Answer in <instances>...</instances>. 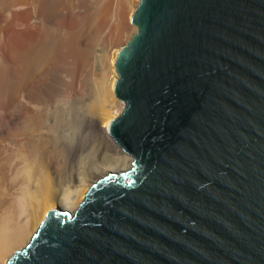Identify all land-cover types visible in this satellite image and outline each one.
Returning a JSON list of instances; mask_svg holds the SVG:
<instances>
[{
  "label": "water",
  "instance_id": "1",
  "mask_svg": "<svg viewBox=\"0 0 264 264\" xmlns=\"http://www.w3.org/2000/svg\"><path fill=\"white\" fill-rule=\"evenodd\" d=\"M108 122L125 170L6 264H264V0H138Z\"/></svg>",
  "mask_w": 264,
  "mask_h": 264
},
{
  "label": "bare ground",
  "instance_id": "2",
  "mask_svg": "<svg viewBox=\"0 0 264 264\" xmlns=\"http://www.w3.org/2000/svg\"><path fill=\"white\" fill-rule=\"evenodd\" d=\"M77 1H78V3L77 2L76 3H77L79 8L77 7V5H76V7L79 9V12H80V8H81V12H80L81 14L79 13L80 16H77L79 14H77L78 11L75 12L76 11L75 8H74L75 10H73L75 12V16H73L74 12L72 10L71 11L73 13L71 14L70 13L71 11L69 12L65 8L64 10H66V12L61 13L60 18H58L59 16L57 17L59 19V24L62 27V29L64 28L66 30V32H64L62 30L65 34L63 33V34H61V36L59 38H56V43H55V45L59 49H61V50H59L60 51L59 52V58H60L59 61H61V65H64L62 67V69H64V67H66V69H68V70L65 69L66 75H65V72H64V75L63 76L61 75L62 76V78H61L60 75L56 74V72L50 73L51 72L50 71L49 74H47V71H46V76L44 74L43 75L44 78L40 77L41 80L45 79L47 81V85H49L48 90L45 89L46 91L45 90H43V91H45V92L50 91V93L47 92L48 96H45L43 98L41 96V99H38V100H40V102H39L40 104L38 105V107L35 105L37 103V101L36 102L32 101V99H36L37 100L36 96H38V95H36L34 98H31L30 97L31 95L29 96V94L27 96L30 97V100L33 102V104L35 102L34 105L38 109L37 110L34 109V110L37 111V113H39V117H41L44 120V122H41V120L40 121H36V122L44 123V125L46 124L47 129L49 128L48 130L50 132H47V133L48 134L50 133V136H51L50 143H52V148H53V150H51V151L55 152V151L58 150V153L62 152L64 154V156H68V155L70 156V155L76 154L77 152H78L77 154H80V153L84 154L85 153V154H89L88 156H90V154L93 156L95 153H97L95 151V149L98 148V147H96L97 145L95 146V148L93 147L94 146L93 142H94V144L96 142H95V140L92 142L93 138H92V135H90L92 133H88L87 134L88 131L89 132L92 131L90 129H93V126H91L90 124H88L87 122L84 121L85 117L83 118V116H85V115L80 114L79 109H78L80 104L77 107L76 102L75 101L73 102V100L69 104H67V103L63 104V102H66V100H68L70 95L72 94V96H73V92H75V90H77L76 89L77 87H75L76 84L74 82L75 78H73V77H74V75L77 76L76 72L74 74V70L76 68H78V66H79V64H78V57H79L78 56V52L80 50L77 52V50L74 48L76 45H78V41H77L76 44L74 42L75 38H77L75 36L76 33L74 34V32L77 30L76 29L77 28L76 25L77 26L78 25L79 26L83 25V24H81V22H82L81 20H84L82 23H86L88 25H89V23L91 21V23H93V25L90 23V26L91 25L92 26L88 27V28L91 29L93 27V29H92V32H90L91 31L90 30V31H88V33L92 34L91 35L92 38H93V36H95V34L105 33L107 38L104 39V40L108 39L107 41L112 42L114 44V41L118 40V38H119V33L122 34L123 31L125 32V28L127 27L126 24H123L122 22L119 23V21L121 20V17L123 18V16H124L123 12H124L125 8H127V7L124 6L125 2L123 3V2H121V0H96V1H90L89 0L90 1V2L88 1L89 3H87V0H77ZM43 2H44L43 0H34V2H32V0H23L22 8H21L20 14H19L20 15V19H21V21H20L21 22L20 23L21 28H20V30L17 29L20 32L19 33L15 32L12 29L13 27H11L12 24L9 26V23L6 26V28H4V31L1 29V31L4 33V37H3V35H2V37L6 39L7 44L10 43V45L12 44L11 46H13V44L19 42L21 44L22 48L27 50L29 48L30 43L35 44V43H37L36 41H39V39L43 35L42 34L43 33L42 29L44 27L41 28L42 27L41 26L42 21L40 23L39 22L40 20L38 19V17H36L37 20H35V21L32 20L33 18H32L31 14H33V13H31V11H32L31 10V8H32L31 6H32V3H33L36 7H38V8H35L38 11L39 8H42V7L44 8V5L40 6ZM93 2L95 3V5H93L92 7L95 6L94 8L96 10L95 11L96 14H94L95 12H93V14H90L92 16L95 15L92 18V16L90 17V15L87 14V12H89V8H87V7H88V5H90V3L92 4ZM133 2H134V5L132 7V11H133L134 7L136 6L138 0H134ZM115 3L118 4L117 7L116 6L113 7ZM129 5H130V3H129ZM45 6H47V4H45ZM43 8L39 9V10L42 11ZM113 8L114 9L116 8L117 10L115 9V11H113ZM35 9L32 12H34ZM87 9H88V11H87ZM90 10H91L90 12H92L91 8H90ZM132 11H130V14H132ZM44 12H45V10H44ZM59 12H61V11H59ZM35 13H37V12H35ZM39 14L41 15V13H39ZM86 15H88L90 17V20H88L89 18L87 16V20L89 22L86 19H84V17H86ZM15 16H17V15H15ZM42 17H44V16H42ZM125 17H127V16H125ZM17 18L18 17L13 18L14 21ZM124 19L125 18H123V21H124ZM51 21H53V20L51 19ZM16 24H15V26H16ZM44 26H45V24H44ZM79 26H78V29L80 28ZM124 26H126V27H124ZM74 28H75V31L72 30ZM132 30H133V32H135V30H136L135 26L132 27ZM105 34H104V36H105ZM98 36L99 35H97V37ZM86 37H89V35L85 36V38ZM92 38L90 37V40ZM95 38H96V36H95ZM84 39H82V40H84ZM88 39L89 38H86L85 39L86 41H84V42L82 41V42L85 43V42H87ZM76 40H78V39H76ZM6 41H5V43H6ZM97 43H99V42H97ZM119 44H121V43H118V46L115 49V55L117 54L118 49L123 45V43L121 45H119ZM11 46H10V49H11ZM5 47L7 48V46H5ZM78 47L80 48V46H78ZM103 47H104V45H103ZM14 48H16L15 45H14ZM115 55H114V57L111 60V66H112L111 68L112 69H113V62H114ZM36 58H37V56H36ZM40 62H41V60H40ZM28 65H27V67H28ZM49 67H51V66H49ZM85 67H86V65H85ZM59 73H61V72H59ZM41 75L42 74H40V76ZM116 78H117L116 73L114 71H112L111 76H109L108 80H107V90H108L109 94H107V95L105 94L106 97H107V98H105L106 99L105 103H103V105L97 111H95L96 115H97V116L95 115V117H97L99 123H101V126H102V128H101L102 130L99 129V131H102L101 132V137L105 138V140L107 141V145L105 144V147L106 148L109 147L108 150L103 147L105 150L103 149L104 151H102L101 154H98L101 158L104 159L103 162L100 161L98 163V165L101 167L100 169H102L103 171L107 170L109 168L119 169V171L120 170H125L129 166V163H130L129 155H127L125 152H123L111 140V138H110V136L108 135V132H107L108 122L118 113V110H119L120 106L123 103L120 99H117L114 96L113 91H112L113 90V84H114ZM41 80H39L38 83L41 82ZM42 82H45V81H42ZM35 83H37V82H35ZM30 84H31V88H32L33 92H34L35 89L37 90L39 87H41L40 85H35V87H32V83H30ZM45 84H46V82H45ZM10 85H11V83H10ZM10 85H9V92H10V95H11L12 89H11ZM45 87H46V85H45ZM23 88L24 89L25 88L30 89V85L28 84L27 86H25ZM38 90H40V89H38ZM32 91L30 90L28 92L29 93L31 92L32 95L37 94L36 92H38V91H35V93H33ZM41 91H42V88H41ZM25 93H24V97H25ZM104 93H106V92H104ZM41 94H44V92H42ZM0 95H1V93H0ZM27 96H26V98H27ZM0 97H2V96H0ZM23 101H25V100H23ZM29 104H30V102H28V103L25 102L23 105L19 104V105H22V107L20 106V108H19L20 113L22 112V113H24L23 115L26 116L24 118H27L29 116L28 115L29 114L28 111H29V107H30ZM33 104H32V106H33ZM30 109H31V107H30ZM46 109H48V110L51 109L50 111H51V116L52 117L50 115L49 116H42L43 114H45L44 112L46 111ZM32 110H33V108H32ZM32 113H34V112H32ZM32 113H30V116H31ZM83 113H84V111H83ZM33 116H34V114H33ZM39 117H38V119H39ZM29 119H30V117H29ZM24 122H25V120L23 121V123ZM26 124L24 123L25 126H26ZM37 125H35V127H36L35 129L32 127L34 130H31L29 125H28L29 130H27L28 128L25 127V126L24 127L26 128V130H22L23 128L22 129L20 128L23 132H21L22 136H19V135H21V133L18 136H19V138L21 137V139H23L22 140V142H23L22 143L23 144L22 152L24 151L23 152L24 156H22L23 153H22V155H20V154H17V155H20V159H24L25 160L22 163V160L19 159L20 160L19 161L20 164L22 163L20 166L18 165L19 163L17 161L16 165L14 163L13 164L11 163L10 165H12V168H10L11 166L8 164V157L11 154L5 153L6 154V156H5V154H3L4 153L3 152L4 149L3 150L0 149V264H6L8 258L27 240V238L29 237V235L33 231L34 227L37 225V223L40 220V218H42L45 215L47 210H49L51 208L58 207V205H57L58 202H61L63 204V206L66 207V208L63 207V209H67V208L73 209L75 207L76 203L79 201V199L82 197V195L87 190L86 189V187H87L86 185H81V184H75L74 185V184H72L73 187L72 188H68L61 195V197H56L55 195L52 194L53 191L49 190V189H52V188H48V187H52L51 183H49L50 181L49 182L47 181V179L50 178L49 175H51L49 173V171H48L49 174L47 173V169L45 171L48 174V176H47L48 178L47 179H46V175L47 174L44 173V171L41 170L43 173H42V176L40 175L39 172H41L40 171L41 168H39V170H38V167H37L36 172L37 171H39V172L33 173V171H35V168H36V166L34 167L33 165H35L38 162V160L36 162V160L34 159V155L36 156L37 154H33V153H35L33 151V149L36 148L35 149L36 153L38 152V154H41V153H39V151H40L39 149H40V147H42V144H44V143H42L43 139H42V137L40 135L41 134V131H40L41 129L38 128ZM96 131H97V129H96ZM99 131H98V133H99ZM84 132H86V133H84ZM12 133H13V131H12ZM45 133H46V130H45ZM10 134H11V131H10ZM94 134H97V133H94ZM88 135H90L92 139H89ZM93 136H95V135H93ZM15 139H16V136H15ZM21 139H20V141H21ZM5 141H7V139ZM90 141L92 143H89ZM2 142H4V141H2ZM57 142H59L60 144L58 145ZM9 143H11V142H9ZM46 143H47V141H46ZM12 146H14V144ZM2 147H3V145H2ZM20 147L21 146L19 144L18 149ZM99 147H100V145H99ZM57 148H59V149H57ZM15 149H17V148H15ZM20 149L17 150V151L21 152ZM81 149H85V150L83 151ZM96 150H98V149H96ZM32 151H33V153H32ZM45 151H47V150H45ZM14 152L15 151H13V155H15ZM43 152H44V150H43ZM8 153H10V152H8ZM15 153H18V152H15ZM49 153H51L50 150H49ZM7 155H8V157H7ZM40 157H42V156L40 155ZM40 157H38V155H37V158H40ZM87 158L89 159V157H87ZM17 159H15V160H17ZM52 159H57V158L55 157V158H52ZM91 159H92V157H91ZM31 160L35 161L36 163L35 162L32 163ZM40 161H42V158H40L39 162ZM50 161L52 162V160H50ZM54 161H57V160H54ZM12 162H14V160ZM44 162H45V160H44ZM92 162L97 164V162H94V161L90 160L89 163H88V161H86V163H84V166L86 167L88 165L89 167H91L92 165L90 166V163H92ZM100 163H101V165H100ZM41 164H43V163H41ZM95 164L93 166H95ZM48 165L51 166L50 163ZM55 165H57V163ZM7 166H9L10 169L7 168ZM15 167H17V169ZM41 167H42V165H41ZM45 167L46 166H43V169ZM60 167H62V166H60ZM20 168L24 169L25 171H27L28 175L24 172V174H23L24 177H25V174L27 175V177L22 178V176H21L20 177L21 179L19 177H17L15 179V177L17 176L16 173H17L18 169H20ZM28 169H29V171H28ZM87 170H88V168H87ZM31 172H32V174H31ZM107 172L108 171H106L105 173H107ZM22 173H23V171L21 170V175H22ZM17 174L19 176L20 173H17ZM44 174H46L44 176V178H45L44 180L45 181H43V178H42ZM26 178H28V179L26 180ZM12 180H13V182H16V184H14V186L12 185L13 187L12 186L9 187L8 185L13 183ZM46 181H47V184H46ZM48 183L50 184L49 186H48ZM18 184H19V186L21 185L18 188L19 191L17 189H15L16 191L14 192V190H12V189H14L15 185L17 186Z\"/></svg>",
  "mask_w": 264,
  "mask_h": 264
},
{
  "label": "rangeland",
  "instance_id": "3",
  "mask_svg": "<svg viewBox=\"0 0 264 264\" xmlns=\"http://www.w3.org/2000/svg\"><path fill=\"white\" fill-rule=\"evenodd\" d=\"M43 1L45 3L43 2L44 4L42 3L40 5V6H43L44 5V8L42 7L43 8L42 11L39 10V9H42V8H39L38 11H37L35 8H38V7H36L33 3H32V6H31L32 7L31 8L32 11L35 9L34 12L31 11V13H33V14H31L32 15V18H33L32 20L35 21V20H37L36 17H38V19L40 20L39 22L41 23V21H42V23H41V26L42 27L41 28L44 27L42 29V32H43L42 34L43 35L39 39V41H36L37 43H35V44L30 43L29 48L27 50H25V49L22 48V46H21V44L19 42L13 44V46H11L12 44L10 45V43L7 44L6 39L3 38L4 37V33L1 31V29L4 31V28H6V26L9 23V26L11 24L13 25V26L11 25V27H13L12 29L15 32H17V33L20 32V31H18L21 28V25H20L21 19H20V15L19 14H20V10L22 8L23 0H0V31H1L0 32V93H1L0 96H2V97H0V143L2 141H4V142H2L0 144V149H2V150L4 149L3 150V152H4L3 154H5V153L11 154L10 155L11 157L10 156L8 157V155H7V157H8V164L9 165L11 163L12 164L14 163L16 165L17 164L16 162L18 161V163H19L18 165L20 166L23 163V161H25V160L24 159H20V155H22V153L24 151L22 152V150H23V147H22L23 146V144H22L23 142H22V140L23 139H21V137L19 138V136H22V133H21V132H23L22 130H26L25 127L28 128V125L31 128V130H34L36 128L35 125L38 124L37 127L41 129V130L40 129L39 130L41 131V134L40 135H41V137L43 139L42 140V143H44V144L41 143L42 144V147H40V149H39L40 150L39 153H41V154H38V152L36 153V150H35L36 148L33 149V151L35 153H33V151H32V153L33 154H37L38 157H40V155L42 156V157H40V158H42V161H40V162H39L40 158H37V155L36 156L34 155V159L36 160V162L38 160L37 163L35 161H32L31 160L32 163L33 162L36 163V164L34 163L35 165L32 164L34 167L36 166L35 171H33V173L36 172L37 167H38V170H39V168H41L40 171L42 170V171H44V173H46L45 171L47 169V173L49 171V173L51 175H49L50 178L47 179L48 178L47 176H48L49 173L48 174L46 173L47 175L44 174L43 177H42L43 178V181H45L44 180L45 179L44 176L46 175L47 181L48 182L50 181L49 183H51V186H52V187H48V188H52V189H49V190L53 191L52 194L55 195L56 197H61V195L68 188H72L73 187L72 184H74V185L75 184L86 185L87 186L86 189H87L88 186L90 185V183H92L97 178V176L100 177L103 174H106L105 173L106 171H117V172L119 171V169H115V168H109V169L103 171L102 169H100L101 167L98 165V163L100 161L103 162V160H104L98 154H101V152L105 150L104 148H106L105 147V144L107 145V141L105 140V138H102L101 137V132L102 131H99V129H101L102 126H101V123H99L97 117H95V115H96V112L95 111H97L103 105V103H105V100H106L105 98H107L106 95L109 94L108 93V90H107V80H108V77L111 76L112 71L115 72L114 66H113V69L111 68L112 67L111 66V60H112V58L115 55V49L118 46V43H121V44L123 43L124 44L126 42V39H128L130 37V35L133 33L132 27H134V25L130 22V16H131L130 11H132V7L134 5V2H133L134 0H121V2H123V3L125 2L124 3L125 5L123 3L122 4L125 7H127V8H125V10L123 12L124 13L123 18H125L126 20L124 19V21H123V18L121 17V20L119 21V23L122 22L123 24H126L127 27L126 26H124V27H126L127 29L125 28V32L123 31L122 34L119 33V38H118V40L114 41V44L112 42L107 41L108 39L107 40H104V39L107 38L105 33L95 34L96 38H95V36H93V38H92V36H91L92 34L88 33V31H90V30H91L90 32H92V29H93V27L91 29L88 28V27H91L93 25V23H91V21H90V23L92 25L90 26V23L88 25L86 23H82L84 20H81L82 21L81 24H83V25H81V26L78 25L80 27L79 29H78V26L76 25V27H77L76 28L77 29L76 31H75V28L72 29L73 31H75L74 34L76 33L75 36L77 37V38H75L74 42L76 44L77 41H78V45H76V46L77 47L80 46V48L79 47L77 48L76 46L74 47L77 50V52L80 50L78 52V56H79L78 57V64H79L78 68L79 67L80 68L79 69L76 68L74 70V74L76 72V75L77 76L74 75V77H73V78H75L74 79V82L76 84L75 87H77L76 89L78 91L75 90V92H73V96L71 94L70 97L68 98V100H66V102H63V104H66V103L69 104V103L72 102V100H73V102L74 101L76 102L77 107L80 104V106L78 107V109H79L80 114L85 115V116L82 115L83 118L85 117L84 118V121L87 122L88 124H90L91 126H93V129H90L92 131L91 132L88 131L87 134L88 133H92V134H90V135H92V138H93L92 142L94 140L96 142L95 144L93 142V145L94 146L93 145L92 146L95 148V146L97 145L96 147H98V148H96L98 150L95 149V151L97 153H95L93 155L94 157L91 154H90V156H88L89 154H85V153L84 154L83 153L82 154L81 153L80 154H77L78 152L76 154H73V155H70V156L69 155L68 156H64V154L62 152L61 153H58V150L55 151V152L54 151H51V150H53L52 143H50L51 136H50V133L49 134L47 133V132H50L48 130L49 128L47 129L46 124L44 125V123L36 122V121H40V120H41V122H44V120L41 117H39V113H37V111H35V110L38 109V108L35 107V105L38 107V105L40 104L39 103L40 100H38V99H41V96H42V98L45 97V96H48L47 95V92L50 93V91L45 92L46 90H48V87H49V85H47V81L45 79L44 80H41L40 77L44 78L43 75L45 74V76H46V71H47V74H49V72L51 71L50 73L56 72V74L60 75V77L62 78V76L64 75V72H65V69H66V67H64V69H62V67L64 65H61V61H59V59H60L59 58V52H60L59 50H61V49H59L55 45L56 38H59L61 36V34H63L64 32H66V30L64 28L62 29V27L60 26L59 19L58 18H60L61 13L66 12V10H68L70 12L71 10L73 11V10L76 9L75 12L78 11L77 14H79L81 12V8H80V12H79V9H78L79 7L77 5V3H78L77 0H66V1L65 0H46L47 2L45 0H43ZM88 1L89 0H87V3H89L90 1H96V0H90L89 2ZM32 2H34V0H32ZM129 3H130V5H129ZM45 4H47V6H45ZM115 4H114L113 7H115V6L117 7L118 4H116V5ZM76 5H77L78 8L76 7ZM90 5H88V7H87V8H89V12H87V14H89V15L90 14H93V12L96 11L95 8H94L95 6L92 7L93 5H95V3L94 2L92 4L90 3ZM65 8H66V10H64ZM90 8L92 9V12H90L91 11ZM115 9L113 8V11H115ZM44 10H45V12H44ZM59 11H61V12H59ZM72 11L70 12L71 14L74 12V11L73 12ZM87 11H88V9H87ZM35 12H37V13H35ZM75 12H74V15L73 16H75ZM39 13H41V15ZM80 14L77 15V16H80ZM94 14H96V12ZM15 15H17V16H15ZM42 16H44V17H42ZM87 16L88 15H86V17H84V19L87 20ZM91 16L92 15H90V17ZM94 16H92V18ZM125 16H127V17H125ZM15 17H18L15 20L16 22L13 19ZM90 17L88 16V18H89L88 20H90ZM51 19L53 21H51ZM15 24H16V26H15ZM44 24H45V26H44ZM86 34L89 35V37H86V38H89V39L87 40V42L83 43L84 41H86L85 40L86 39L85 36H87ZM104 34H105V36H104ZM2 35H3V37H2ZM97 35H99V36L97 37ZM90 37L92 38L91 40H90ZM76 39H78V40H76ZM82 39H84V40H82ZM5 41H6V43H5ZM97 42H99V43H97ZM121 44H119V45H121ZM14 45H15L16 48H14ZM103 45H104V47H103ZM5 46H7V48ZM10 46H11V49H10ZM36 56H37V58H36ZM39 59L41 60V62H40ZM27 65H28V67H27ZM48 65L51 66V67H49ZM85 65H86V67H85ZM66 70H68V69H66ZM59 72H61V73H59ZM40 74H42V75L40 76ZM65 75H66V72H65ZM39 80H41V82L38 83ZM42 81H45L46 84H45V82H42ZM35 82H37V83H35ZM10 83H11V85H10ZM30 83H32V87H35V85H40L41 87L38 88L40 90H38V89L37 90L36 89L34 90L33 89L34 90V92H33ZM28 84L30 85V89H27V88L24 89L23 87L27 86ZM9 85H10V87L12 89L11 95H10V92H9ZM45 85H46V87H45ZM41 88H42V91H41ZM27 90L28 91L31 90L33 93H35V91H38V92H36L37 94L32 95V93L30 92L31 93L30 94ZM43 90H45V91H43ZM24 91L25 92L27 91V92L25 93ZM42 92H44L45 95L44 94H41ZM104 92H106V93H104ZM24 93H25V97H24ZM28 94H29V96L31 95L30 96L31 98H34L36 95H38L40 97L39 98L38 96H36L37 100L36 99H32V101H35V102L37 101L36 104L34 102L35 105L30 100V97L27 96ZM113 94H114V92H113ZM26 96H27V98H26ZM23 100H25V101H23ZM25 102L26 103L30 102L29 106L31 107V109L29 107V111H28L29 112V114H28L29 116L27 118H24L26 116L23 115L24 113H22V112L20 113V110H19L20 106L22 107V105ZM19 104H22V105H19ZM32 104H33V106H32ZM32 108H33V110L34 109L35 110L33 111ZM50 110L46 109L47 112L45 111L44 112L45 114H43L42 116H49V115L51 116V111ZM83 111H84V113H83ZM32 112H34V113H32ZM30 113H32L31 116H30ZM33 114H34V116H33ZM37 116L39 117V119H38ZM29 117H30V119H29ZM24 120H25L24 123L25 124L27 123L26 126L23 123ZM20 128L21 129L23 128V129L21 130ZM96 129H97V131H96ZM27 130H29V128ZM45 130H46V133H45ZM10 131H11V134H10ZM12 131H13V133H12ZM98 131H99L100 134L98 133ZM20 133H21V135H19ZM84 133H86V132H84ZM94 133H97V134H94ZM90 135H88L89 136V139H92ZM93 135H95V136H93ZM15 136H16V139H15ZM6 139H7V141H5ZM20 139H21V141H20ZM46 141H47V143H46ZM9 142H11L12 144L9 143ZM92 142L90 141L89 143H92ZM57 143H58V145L60 144L59 142H57ZM13 144H14V146H12ZM19 144L22 147V148L20 147L21 149L19 148L21 150V152L20 151H17V150H19L18 149ZM2 145H3V147H2ZM99 145H100V147H99ZM15 148H17V149H15ZM57 149H59V148H57ZM106 149L108 150L109 147L106 148ZM43 150H44V152H43ZM45 150H47V151H45ZM49 150H50L51 153H49ZM81 150L84 151L85 149H81ZM13 151L18 152V153H15L14 152L15 155H13ZM8 152H10V153H8ZM17 154H20V155H17ZM5 156H6V154H5ZM22 156H24V153H23ZM55 157L57 159H52V158H55ZM87 157H89V159ZM91 157H92V159H91ZM15 159H17V160H15ZM19 159L22 160V163L21 164L19 162L20 161ZM49 159L52 160V162ZM13 160H14V162H12ZM44 160H45V162H44ZM54 160H57V161H54ZM90 160H92L94 162H97V164H95V163L92 162V163H90V166L91 165L93 166L94 164H95V166L89 167L87 165L85 167L84 166V163H86V161H88V163H89ZM41 163H43V164H41ZM49 163L51 164V166L48 165ZM56 163H57V165H55ZM41 165H42V167H41ZM100 165H101V163H100ZM10 166H11L10 168H12V165H10ZM43 166H46V167L43 169ZM60 166H62V167H60ZM7 168H9V166H7ZM15 168L17 169V167H15ZM87 168H88V170H87ZM20 169H18V171ZM21 170L23 171L22 175H21ZM21 170L19 172L17 171V173H20V174L18 176V174L16 173L17 176L15 177V179L17 177L20 178L21 176H22V178L27 177V175H28L27 173L28 172L25 171L24 169H21ZM28 171H29V169H28ZM42 171L41 172L37 171V172H39L40 175L42 176V173H43ZM24 172L27 174V175L25 174V177L23 175ZM31 174H32V172H31ZM27 179L28 178H26V180ZM47 181H46V184H47ZM12 182H13V180H12ZM49 183H48V186L50 185ZM14 184H16V182H13V183H11L8 186L11 187L12 185L14 186ZM20 186H19V184L17 186L15 185L16 188L14 187V189H12V190H14V192H15L16 191L15 189L18 190V188ZM57 205H58V207H60L62 209L64 207L61 202H58ZM64 208H66V207H64ZM67 209L73 210V209H70V208H67Z\"/></svg>",
  "mask_w": 264,
  "mask_h": 264
}]
</instances>
